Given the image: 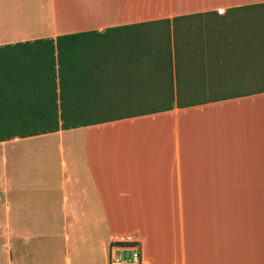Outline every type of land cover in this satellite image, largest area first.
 <instances>
[{
    "label": "crops",
    "instance_id": "crops-1",
    "mask_svg": "<svg viewBox=\"0 0 264 264\" xmlns=\"http://www.w3.org/2000/svg\"><path fill=\"white\" fill-rule=\"evenodd\" d=\"M174 18L225 99L1 142L0 264H264V0H0V57Z\"/></svg>",
    "mask_w": 264,
    "mask_h": 264
},
{
    "label": "trees",
    "instance_id": "trees-1",
    "mask_svg": "<svg viewBox=\"0 0 264 264\" xmlns=\"http://www.w3.org/2000/svg\"><path fill=\"white\" fill-rule=\"evenodd\" d=\"M178 19L17 45L19 58L0 57V143L224 100L205 95L227 84L180 75L194 51Z\"/></svg>",
    "mask_w": 264,
    "mask_h": 264
},
{
    "label": "built area",
    "instance_id": "built-area-1",
    "mask_svg": "<svg viewBox=\"0 0 264 264\" xmlns=\"http://www.w3.org/2000/svg\"><path fill=\"white\" fill-rule=\"evenodd\" d=\"M112 244L114 252H111L109 264H144L141 252L131 237H120Z\"/></svg>",
    "mask_w": 264,
    "mask_h": 264
},
{
    "label": "rangeland",
    "instance_id": "rangeland-1",
    "mask_svg": "<svg viewBox=\"0 0 264 264\" xmlns=\"http://www.w3.org/2000/svg\"><path fill=\"white\" fill-rule=\"evenodd\" d=\"M260 86H264V84H259ZM40 142H43V140H41ZM26 144H28V145H26V146H30V144L29 143H26ZM23 146H25V145H23ZM22 146V147H23ZM32 146V145H31Z\"/></svg>",
    "mask_w": 264,
    "mask_h": 264
}]
</instances>
